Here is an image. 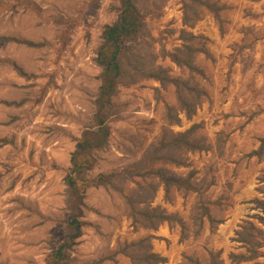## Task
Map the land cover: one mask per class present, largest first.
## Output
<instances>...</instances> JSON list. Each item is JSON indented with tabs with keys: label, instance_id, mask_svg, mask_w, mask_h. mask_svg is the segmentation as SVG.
I'll return each instance as SVG.
<instances>
[{
	"label": "rangeland",
	"instance_id": "1",
	"mask_svg": "<svg viewBox=\"0 0 264 264\" xmlns=\"http://www.w3.org/2000/svg\"><path fill=\"white\" fill-rule=\"evenodd\" d=\"M134 3L143 19L110 133L79 174L108 177L83 192L81 234L65 261L264 264V153L252 154L264 137V0ZM119 7L0 0V264H54L52 250L70 241L63 178L95 124L97 50ZM161 170L190 187L166 189ZM132 209L168 218L152 229Z\"/></svg>",
	"mask_w": 264,
	"mask_h": 264
},
{
	"label": "trees",
	"instance_id": "2",
	"mask_svg": "<svg viewBox=\"0 0 264 264\" xmlns=\"http://www.w3.org/2000/svg\"><path fill=\"white\" fill-rule=\"evenodd\" d=\"M142 16L136 8L134 0H120L119 14L111 25L104 26L102 32V43L97 50L96 63L102 68L99 75L100 85L98 94L94 100L96 111L94 112V126L82 133L80 139L77 140L75 150L71 154L70 163L72 165L69 172L64 176L63 180L67 187V208L69 214L65 221L69 232L66 235L68 241H64L52 250L54 264H68V256L66 248L75 244V239L80 236L82 225L79 217L82 215L80 206L82 205L83 192L89 186L104 184L108 175H98L92 180L80 179L79 174L82 169H90L92 161L90 156L93 150L103 148L109 135L108 119H110L108 111L111 106V99L118 91V79L122 72V63L128 58V50L131 48L130 43L136 40L139 28L142 23ZM124 50V52H122ZM195 51V49H193ZM130 57V56H129ZM132 58V57H131ZM174 58V57H173ZM178 61L177 58H174ZM181 63V62H179ZM187 64L190 68V64ZM192 68V67H191ZM189 130L185 134L179 136V140L184 142ZM188 146V142H184ZM264 153V137L260 139V145L257 151L252 154L257 156ZM164 183L167 189L170 184H183L190 187L188 180H182L173 175H167L162 170L155 173ZM264 181V180H263ZM264 193V192H263ZM130 204H132L130 202ZM259 205L264 208V202L260 201ZM137 217L146 219L151 223L150 227L156 229L157 226L167 220L161 212L156 210L137 211L132 209V218L137 221ZM155 221V222H154ZM245 240V239H244ZM260 244L253 242L251 244V256L259 254L256 247ZM154 259L153 262H161L165 259L157 254H150L145 259Z\"/></svg>",
	"mask_w": 264,
	"mask_h": 264
},
{
	"label": "crops",
	"instance_id": "3",
	"mask_svg": "<svg viewBox=\"0 0 264 264\" xmlns=\"http://www.w3.org/2000/svg\"><path fill=\"white\" fill-rule=\"evenodd\" d=\"M164 237H169V236H167V235L165 234Z\"/></svg>",
	"mask_w": 264,
	"mask_h": 264
}]
</instances>
